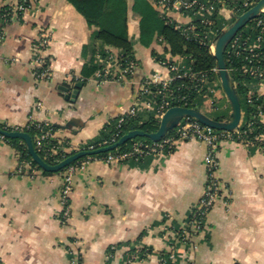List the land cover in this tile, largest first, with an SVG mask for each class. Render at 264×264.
Wrapping results in <instances>:
<instances>
[{
  "label": "crops",
  "instance_id": "0c3cea01",
  "mask_svg": "<svg viewBox=\"0 0 264 264\" xmlns=\"http://www.w3.org/2000/svg\"><path fill=\"white\" fill-rule=\"evenodd\" d=\"M15 1L0 0V10ZM93 29L67 0H32L23 16L0 19V129L47 124L70 156L106 138L111 123L140 101L146 79L170 77L152 54L165 57L167 44L141 46L139 20L130 14L138 64L133 75L107 83L84 78L92 60L98 66L119 51H86ZM43 30L50 34L46 80L32 65ZM255 90L264 97V83ZM148 115L141 110L143 119ZM207 153L205 143L190 139L140 161L93 159L74 174L64 224L62 174L32 171L18 147L0 138V264H127L135 252L144 258L128 264H264V151L256 146L219 143V196L193 246L180 240L179 228L206 189Z\"/></svg>",
  "mask_w": 264,
  "mask_h": 264
},
{
  "label": "built area",
  "instance_id": "2783aa9c",
  "mask_svg": "<svg viewBox=\"0 0 264 264\" xmlns=\"http://www.w3.org/2000/svg\"><path fill=\"white\" fill-rule=\"evenodd\" d=\"M168 23L174 25L176 29L182 30V33L188 39L206 42L212 54L214 55L216 42L219 37V32L222 31L220 25L226 22L234 21L237 16L242 15L256 4V0H154ZM32 0H17L14 4L8 5V9L0 13V19L5 21L11 20L13 17H21L25 12L31 9ZM201 20L203 24L210 27L205 38L200 37L196 30L194 21ZM244 30L231 39L227 46V52L235 57H242L247 63L243 66V72L251 76L248 83L249 98L248 103H252L257 96L263 100L264 97L256 92L255 85L264 83V8L260 13L253 18V22L244 26ZM161 41V40H159ZM50 43V34L42 31L39 40L33 46L32 65L35 74L39 79L50 78L51 69L50 63L45 58L46 52ZM166 66L170 71V77L166 80L160 79L158 76L146 79L140 89L139 102H137L129 111L117 119L115 133H112L109 138L101 139L98 142L88 144L84 151H92L101 147L109 146L116 143L122 137L124 125L132 118L140 117L142 109H146L149 113L148 117L155 116L159 120L164 113L173 106L186 107L190 103V95L188 93L177 92L172 89V84L178 79L191 77L196 79V75L192 72L191 65L186 57L172 56L171 53L165 57H161L159 61ZM137 61L122 63V53H109L106 58H103L98 64V70L93 78L101 83L115 82L124 77L133 75ZM214 71H218L214 69ZM202 82V90L206 93L196 99V103L212 105L218 97L217 84L208 79L207 74L198 76L196 79ZM194 102V103H195ZM264 110H260L258 117L262 121ZM42 131L40 138L37 141V146L42 149L45 143L53 138V130L47 124H35ZM4 129V128H3ZM7 130V129H4ZM13 130L23 131L19 128ZM9 131V130H7ZM244 131L241 130V125L234 130H218L212 127L203 125L194 118H184L180 121L177 127L170 131L160 141L150 143L134 142L130 148L120 151L119 147L113 152L102 158L108 163H123L126 161H140L149 157H159L164 154L171 153L177 143L183 140L194 139L203 142L208 147V153L205 157L207 167V185L204 195L200 199L197 207L190 213L187 221L179 228L178 235L180 240L187 246H193L192 241L203 230L206 223V217L214 206L215 201L219 196L220 184L216 178V170L218 161L215 156V150L219 143L223 140H232L252 145L264 151V135H258L256 141L263 143L257 145L255 141L247 139L244 136ZM1 139H5L1 135ZM52 155H57L60 147H52ZM49 157V156H48ZM97 159L93 155H89L78 159L74 163L66 167L63 173L64 183L60 193V203L62 205L61 221L67 223L71 216V200L70 195L73 191V177L77 170L83 169L87 163ZM60 159H55V164L59 163ZM24 166L29 167L32 171L34 167L31 161L24 160ZM144 258L143 253H132L127 261V264L135 260ZM169 258L173 259L171 255Z\"/></svg>",
  "mask_w": 264,
  "mask_h": 264
},
{
  "label": "trees",
  "instance_id": "16d2710c",
  "mask_svg": "<svg viewBox=\"0 0 264 264\" xmlns=\"http://www.w3.org/2000/svg\"><path fill=\"white\" fill-rule=\"evenodd\" d=\"M88 22L91 27H94L90 35V42L85 47V50L90 48L93 50V54L103 51V47H109L118 49L122 53V63L126 64L131 61H136L135 49L132 44L129 35V20L130 14L136 16L139 20V44L145 48L152 46L154 42L161 44L166 43L167 52L172 56L186 57L191 65L192 72L198 76L207 74L210 81H214L217 84V89L221 91V94L215 99L212 105L196 103L195 100L200 98L206 93V90H202V82H198L196 79L187 77L184 79H178L173 82L172 89L177 92L188 93L190 95V103L186 107L196 108L209 118L223 122L231 118L232 107L225 95V92L221 85L219 72L214 71L218 68V63L214 55L212 54L209 45L204 42H200L193 39H188L182 33V30L176 29L173 24L168 23L162 14L158 4L154 0H133L130 4L129 0H67ZM257 4L260 0H256ZM8 9L5 6L0 10V13ZM253 19L247 22V25L251 24ZM196 30L200 37L205 38V35L209 32L210 27L203 24L199 19L194 21ZM243 27L241 31L244 30ZM222 31L218 34L220 35ZM161 40V41H159ZM100 43L102 49L98 48L97 44ZM153 56L156 60L161 61V57L154 50ZM225 61L229 75L236 88L238 97L242 105V123L241 130L244 131V136L247 139L253 140L258 145H263L259 141H256L258 135H264V123L259 119L258 114L260 110H264L263 100L258 99L257 96L253 99L252 103H248V83L251 80V76L243 72V66L247 61L242 57H235L225 51ZM98 66L94 60L86 66L83 72V76L89 79L94 76ZM201 99V98H200ZM195 102V103H194ZM160 120L155 116H150L147 119H143L141 116L130 119L123 127L122 136L132 130H144L146 132H154L158 129ZM117 120L113 121L110 125L108 133L104 136L109 138L112 133H115ZM12 131V128H4ZM29 133L34 147L38 154L49 164H55V159L63 160L68 155L61 149L56 140L49 139L42 149L37 146V141L40 138L42 131L34 124L24 130ZM1 138V135H0ZM8 142L15 144L22 154V160H28L32 162L35 169H41L31 158L27 151L26 145L20 144L22 140L5 138ZM134 142H153L147 137H137L130 140L125 145L119 147L120 151H124L131 147ZM52 147H60V151L57 155H52ZM113 152V151H110ZM109 152H104L94 155L95 157L102 159L105 158ZM49 156V157H48ZM66 168L58 172H46V173H63Z\"/></svg>",
  "mask_w": 264,
  "mask_h": 264
},
{
  "label": "water",
  "instance_id": "95a60500",
  "mask_svg": "<svg viewBox=\"0 0 264 264\" xmlns=\"http://www.w3.org/2000/svg\"><path fill=\"white\" fill-rule=\"evenodd\" d=\"M264 8V0H260L255 6L251 9L236 17L235 22L223 31L216 42L214 57L218 63V72L221 80L222 88L227 96L231 107V118L229 120L219 122L209 118L207 115L202 113L196 108L184 107V106H173L169 108L160 119L159 127L154 132H146L144 130H132L124 134L116 143L98 148L92 151H79L73 155L68 156L57 164L47 163L36 151L34 143L29 133L25 131L13 130L7 131L0 129V135H3L5 138L11 139H20L25 142L28 153L30 154L32 160L44 171L47 172H58L70 164L74 163L78 159L89 155H96L104 152H110L118 147L125 145L130 140L137 137H147L152 141H160L164 138L170 131L174 130L181 120L184 118H194L198 120L203 125L212 127L218 130H234L239 127L242 123V105L238 97L236 88L232 82V79L229 75L226 61H225V51L227 49L228 43L235 36V34L242 29L248 21L256 17L260 11ZM81 84H78L77 87H80ZM75 91L72 93V97L76 95Z\"/></svg>",
  "mask_w": 264,
  "mask_h": 264
},
{
  "label": "rangeland",
  "instance_id": "374dc122",
  "mask_svg": "<svg viewBox=\"0 0 264 264\" xmlns=\"http://www.w3.org/2000/svg\"><path fill=\"white\" fill-rule=\"evenodd\" d=\"M234 22H235V20H234V21H231L230 23H227V24H226V22H225L224 24L222 23V25H220L219 27H221L222 32H223V31H225L228 27H230Z\"/></svg>",
  "mask_w": 264,
  "mask_h": 264
}]
</instances>
